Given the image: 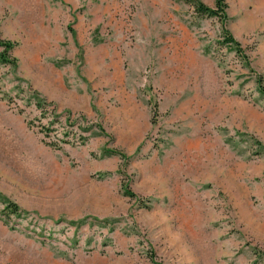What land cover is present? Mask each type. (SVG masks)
<instances>
[{
  "label": "rangeland",
  "instance_id": "rangeland-1",
  "mask_svg": "<svg viewBox=\"0 0 264 264\" xmlns=\"http://www.w3.org/2000/svg\"><path fill=\"white\" fill-rule=\"evenodd\" d=\"M224 1L0 0V264H264V0Z\"/></svg>",
  "mask_w": 264,
  "mask_h": 264
},
{
  "label": "trees",
  "instance_id": "trees-1",
  "mask_svg": "<svg viewBox=\"0 0 264 264\" xmlns=\"http://www.w3.org/2000/svg\"><path fill=\"white\" fill-rule=\"evenodd\" d=\"M192 5L194 7V10L200 14H208L210 16L217 17L222 23V25L226 20V12H225L226 3L224 0H215L213 8L207 7L201 1L198 0H193ZM222 35L224 37V41L226 43L231 44L234 47L236 53L240 55L244 60H246V62L249 64L246 55L243 53L240 43L231 35V33L224 26H222ZM0 46H2L3 48V51L0 53V63H11L12 66H15V60L14 59L9 60L8 55L6 54V52H8L14 47V43L11 41L0 40ZM256 81L258 84L259 92L264 95V84L259 74L256 75ZM27 92L29 95V101H30L29 103L32 105L33 109L38 111L39 113V115H35L34 117L30 118V120L27 122V125L29 127H37L38 132L43 134L44 137H47L49 135L50 121L47 120V123L45 124H42L40 122L35 124V120L40 121L41 118H48L50 116L57 118V115L56 114L54 115L56 108L54 105H52V103L46 101L44 97L40 96V94L31 87L27 88ZM10 102L11 99L9 98L8 103ZM23 109L24 108L22 107H18V112L23 113L24 112ZM82 140H85L83 139L82 135H77L74 138V142L84 143V141ZM46 144L55 145L52 142H46ZM124 193L130 197L135 196V194L132 191H130L128 187H125ZM6 210H8L10 213H15L17 212V207L14 204L8 203L6 205Z\"/></svg>",
  "mask_w": 264,
  "mask_h": 264
}]
</instances>
